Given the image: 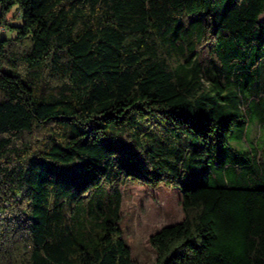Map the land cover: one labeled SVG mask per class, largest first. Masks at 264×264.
<instances>
[{
    "label": "trees",
    "instance_id": "obj_1",
    "mask_svg": "<svg viewBox=\"0 0 264 264\" xmlns=\"http://www.w3.org/2000/svg\"><path fill=\"white\" fill-rule=\"evenodd\" d=\"M0 6V264H134L130 180L181 189L155 264H264V0Z\"/></svg>",
    "mask_w": 264,
    "mask_h": 264
},
{
    "label": "rangeland",
    "instance_id": "obj_2",
    "mask_svg": "<svg viewBox=\"0 0 264 264\" xmlns=\"http://www.w3.org/2000/svg\"><path fill=\"white\" fill-rule=\"evenodd\" d=\"M15 9H12L8 17H11L12 24H21V15L13 17ZM261 18H264V14ZM14 35V28L0 32V38ZM260 85L264 88V76ZM263 140L264 129L254 120L249 123L247 138L244 141L234 140L233 145L247 149L253 142L263 146ZM122 191L120 225L123 238L131 247L134 264H155L157 252L149 241L150 235L164 225L180 221L184 217L181 189L176 184H152L130 180L122 185Z\"/></svg>",
    "mask_w": 264,
    "mask_h": 264
}]
</instances>
